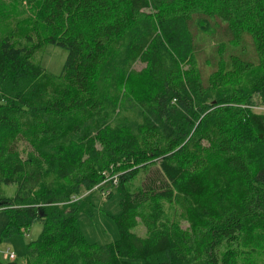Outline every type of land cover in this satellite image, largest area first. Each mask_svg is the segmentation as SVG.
<instances>
[{
  "label": "trees",
  "instance_id": "trees-1",
  "mask_svg": "<svg viewBox=\"0 0 264 264\" xmlns=\"http://www.w3.org/2000/svg\"><path fill=\"white\" fill-rule=\"evenodd\" d=\"M198 35L217 41L202 61ZM47 45L59 75L36 60ZM257 107L264 0H0L1 237L42 224L25 264H264ZM108 175L118 239L89 244L94 206L73 198Z\"/></svg>",
  "mask_w": 264,
  "mask_h": 264
},
{
  "label": "rangeland",
  "instance_id": "rangeland-1",
  "mask_svg": "<svg viewBox=\"0 0 264 264\" xmlns=\"http://www.w3.org/2000/svg\"><path fill=\"white\" fill-rule=\"evenodd\" d=\"M4 1L8 5L12 3V0ZM18 40L20 41V39ZM196 40L201 48V61L210 52L214 51V54L216 53V40L201 35H198ZM40 54V56L36 57V60L41 67L49 74L59 75L66 59V52L59 47L47 45ZM143 67L142 64H136L134 69L140 71ZM209 72V70L205 69L204 74H208ZM44 82L49 86L52 85L46 79H44ZM253 111L255 114H264V107L253 108ZM17 150L22 158H25L32 153L31 147L25 142H20L17 145ZM117 178L118 175H108L105 181L103 180L92 189H87L85 186H82L79 189L78 196L73 198L75 201H80L83 198H86L88 203L93 204L94 206L91 216L80 214L77 219L78 228L89 244L105 245L118 239V231L111 218V216H115L120 212V197L114 187ZM143 179V173H139L126 183V188L129 193L137 191L141 187ZM107 181L109 182L107 183ZM196 188L195 185V190ZM111 190L112 195L108 198L107 194ZM2 191L5 197L12 198L15 192V186L3 187ZM7 219V214L4 211H0V260H2L5 253L8 252L15 255V261L17 263L25 264L26 245L38 238L42 231V224L40 222H35L25 231L22 230L20 234L12 235L8 238H2L1 233ZM132 232L138 236L144 235V229L140 223H137L135 228L132 229Z\"/></svg>",
  "mask_w": 264,
  "mask_h": 264
},
{
  "label": "built area",
  "instance_id": "built-area-1",
  "mask_svg": "<svg viewBox=\"0 0 264 264\" xmlns=\"http://www.w3.org/2000/svg\"><path fill=\"white\" fill-rule=\"evenodd\" d=\"M14 259H15L14 254L6 252L2 260L3 261H13Z\"/></svg>",
  "mask_w": 264,
  "mask_h": 264
}]
</instances>
